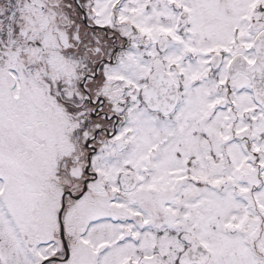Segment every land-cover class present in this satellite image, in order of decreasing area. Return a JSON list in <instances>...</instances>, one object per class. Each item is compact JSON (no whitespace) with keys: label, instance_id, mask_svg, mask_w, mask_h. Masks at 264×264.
I'll return each mask as SVG.
<instances>
[{"label":"snow or ice","instance_id":"6c2138e0","mask_svg":"<svg viewBox=\"0 0 264 264\" xmlns=\"http://www.w3.org/2000/svg\"><path fill=\"white\" fill-rule=\"evenodd\" d=\"M0 264H264V0H0Z\"/></svg>","mask_w":264,"mask_h":264}]
</instances>
